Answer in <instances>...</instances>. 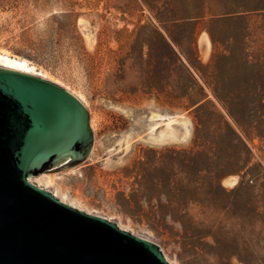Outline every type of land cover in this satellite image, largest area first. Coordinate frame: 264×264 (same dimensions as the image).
Returning <instances> with one entry per match:
<instances>
[{
  "label": "rangeland",
  "instance_id": "rangeland-1",
  "mask_svg": "<svg viewBox=\"0 0 264 264\" xmlns=\"http://www.w3.org/2000/svg\"><path fill=\"white\" fill-rule=\"evenodd\" d=\"M172 1L176 6L166 13L167 22L162 26L145 0H0V49L28 59L38 72L45 71L52 80L77 92L92 126L90 153L70 168L50 172L55 183L45 186L78 207L149 238L175 264H216L214 254L220 256L222 264H264V205L251 201L257 191L231 193L235 184L222 183L226 193H221L218 212L221 229L214 237L202 236V247L209 255L200 257L185 253L173 242L171 235L181 233L182 228L168 214L165 221L169 229L163 231L148 226L144 217L130 214L124 204L123 199L132 197L139 199L144 211L149 206L168 205L173 185L171 149L191 145L193 114L171 106L164 97L156 100L141 88L145 78L155 83L162 68L157 59L159 45L150 26H156L170 44L174 38L186 46L185 17L191 3ZM261 22L259 16L250 17L253 28ZM257 35L262 38L258 42L264 44V34L257 31ZM205 40L209 47L204 53ZM162 53L166 57L162 75L169 91V52L163 48ZM195 53L201 63L209 61L211 45L205 31L196 36ZM181 58L186 62L183 55ZM205 91L223 112L210 91ZM153 113L172 115L176 122L171 129L160 123L152 131ZM186 127L189 135L183 137ZM248 145L252 162L264 169V143L253 139ZM158 156L159 181L145 200L142 194L147 192L133 163ZM33 177L36 180V175ZM192 227L195 232L203 229L196 223Z\"/></svg>",
  "mask_w": 264,
  "mask_h": 264
},
{
  "label": "trees",
  "instance_id": "trees-1",
  "mask_svg": "<svg viewBox=\"0 0 264 264\" xmlns=\"http://www.w3.org/2000/svg\"><path fill=\"white\" fill-rule=\"evenodd\" d=\"M145 2L162 26L167 22L166 13L176 6L172 0ZM190 3L185 17L188 25L185 48L179 39L172 38L173 45L170 44L154 25L140 28L150 26L154 32L159 45L157 59L162 67L155 83L143 80L142 92L154 95L156 100L164 97L171 106L193 114L191 145L171 149L173 185L168 205L149 206L144 211L138 198L123 200L130 214L144 217L152 228L169 229L165 221L168 214L182 228L181 233L171 235L173 242L185 253L200 257L209 255L202 247V236L214 237L221 229L218 212L222 208L221 193H226L221 186L224 177L238 178L231 193L257 191L251 201L264 205V169L260 163L252 162L248 145L253 139L264 143V44L258 42L262 38L257 35V31L264 34V0H190ZM252 15L261 17L260 26L250 25ZM200 30L206 32L211 45L206 64L195 53V39ZM163 48L169 52V91L162 75L166 62ZM205 88L223 112L208 97ZM160 158L145 157L133 163L147 192L142 194L145 200L159 181L156 163ZM193 223L203 229L195 232ZM212 257L216 264H222L219 255Z\"/></svg>",
  "mask_w": 264,
  "mask_h": 264
},
{
  "label": "water",
  "instance_id": "water-1",
  "mask_svg": "<svg viewBox=\"0 0 264 264\" xmlns=\"http://www.w3.org/2000/svg\"><path fill=\"white\" fill-rule=\"evenodd\" d=\"M92 142L87 110L75 96L0 67V264H174L152 240L28 181L80 163Z\"/></svg>",
  "mask_w": 264,
  "mask_h": 264
},
{
  "label": "bare ground",
  "instance_id": "bare-ground-1",
  "mask_svg": "<svg viewBox=\"0 0 264 264\" xmlns=\"http://www.w3.org/2000/svg\"><path fill=\"white\" fill-rule=\"evenodd\" d=\"M203 44H204L203 52L205 53L207 51L208 47H209V41L205 40ZM0 67L5 68V69L25 72V73L32 74V75L38 76L40 78L49 80V81L61 86L65 90H67L69 93H71L73 96H75L83 104V106L85 105L84 101H83V98H81V96L77 92H75L73 89L69 88L68 86L62 84L61 82H57L56 80H52L45 71L40 70V72H38L36 70V68H35V65L33 63H31L28 59L24 58V57H20V56L15 55V54H10L6 50H1L0 49ZM151 118L154 120V122L151 125V130L152 131L155 128H157L160 123H163L165 128L171 129V125L176 122V119L174 118V116L168 115V114L153 113L151 115ZM91 127L92 126L90 125V128ZM188 135H189V129H188V127H186L184 129V132H183V137H187ZM28 181H30L31 183L35 184L36 186H39V187H42V188H45V189L49 190L55 197H57L62 202H65V203H67V204H69V205H71L73 207H76V208H78L80 210L86 211V210L82 209L81 207H78L77 205H75L73 202L66 200L63 196L59 195L57 193V191L46 188L45 183L49 184V185H53L55 183V177H51L49 173L36 174V180L32 176V177L28 178ZM235 182H236V176H234L232 178L231 182H229V183L222 182V183H223V185H231L232 186V185L235 184ZM86 212H89V211H86ZM89 213L95 214V213H92V212H89ZM95 215H98V214H95ZM104 217L109 219V220H111L109 217H106V216H104ZM117 224L119 225V227L127 230L126 228L121 226L119 223H117ZM139 236H141V235H139ZM141 237H143V236H141ZM143 238H146V237H143ZM146 239H149V238H146ZM164 257L169 262L174 263L173 261L169 260L165 255H164Z\"/></svg>",
  "mask_w": 264,
  "mask_h": 264
}]
</instances>
